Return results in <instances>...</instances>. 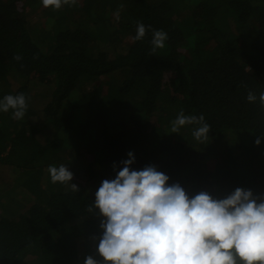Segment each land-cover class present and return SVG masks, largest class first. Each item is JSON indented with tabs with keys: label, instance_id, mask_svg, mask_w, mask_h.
Here are the masks:
<instances>
[{
	"label": "trees",
	"instance_id": "trees-1",
	"mask_svg": "<svg viewBox=\"0 0 264 264\" xmlns=\"http://www.w3.org/2000/svg\"><path fill=\"white\" fill-rule=\"evenodd\" d=\"M40 2L0 0V99L29 105L19 121L0 112V264H104L103 218L87 206L128 152L131 170L154 165L189 197L264 194V109L246 99L264 92V0H77L32 24ZM138 22L150 28L134 41ZM153 30L168 36L155 53ZM181 110L204 115L207 142L196 125L170 132ZM81 148L98 166L83 178ZM62 164L78 192L51 182Z\"/></svg>",
	"mask_w": 264,
	"mask_h": 264
},
{
	"label": "clouds",
	"instance_id": "clouds-1",
	"mask_svg": "<svg viewBox=\"0 0 264 264\" xmlns=\"http://www.w3.org/2000/svg\"><path fill=\"white\" fill-rule=\"evenodd\" d=\"M41 2L54 11L77 4V0ZM149 28L138 22L133 40H143ZM167 39L165 31L153 30L151 52L164 49ZM246 99L249 103L259 99L264 109V92L257 97L249 91ZM28 107L24 93L0 99V112L11 111L18 121ZM186 125L197 126L192 132L196 141L209 140L211 127L203 114L185 115L181 110L171 121L170 132L178 134ZM262 138L257 136L254 144L259 146ZM127 156L115 178L103 180L94 202L87 206L89 214L98 211L103 218L96 251L104 264H264V194L257 196L237 187L222 198L207 191L189 197L179 183L168 184L169 176L154 165L131 170L135 157L132 152ZM48 172L52 183L78 192V186L70 183L73 173L65 165H50ZM84 264L101 262L89 255Z\"/></svg>",
	"mask_w": 264,
	"mask_h": 264
},
{
	"label": "rangeland",
	"instance_id": "rangeland-1",
	"mask_svg": "<svg viewBox=\"0 0 264 264\" xmlns=\"http://www.w3.org/2000/svg\"><path fill=\"white\" fill-rule=\"evenodd\" d=\"M45 11H46V14H45ZM50 12H51V8L43 7L42 2H40L39 4L35 5V9L29 8V11L27 12L26 16H27V19H29L31 21V23L33 24V23H38L40 21L43 22L44 19L47 16H49ZM115 78L116 79L118 78L117 74L115 75ZM107 81H109V79H107ZM42 91H46V90L44 89ZM48 130H49V127L45 126L44 131L47 132ZM221 146H223V145H220V147ZM81 149L82 150H80V154L75 158L77 160L74 162V167L75 168H73V169L77 170L81 174V177L83 178L85 173H87V171H89V170L90 171L91 170L96 171L98 169V166L92 160V157L95 158V153L96 152L95 151L88 152V151L84 150V148H81ZM89 157H91V160L89 159ZM86 167L89 168V170L88 169L86 170ZM85 182H86L85 190L86 191L87 190L88 191H93L95 189V184L99 182V179H97L96 182L95 181H93V182L85 181ZM28 259H30L29 256L24 258L23 262L27 261Z\"/></svg>",
	"mask_w": 264,
	"mask_h": 264
}]
</instances>
